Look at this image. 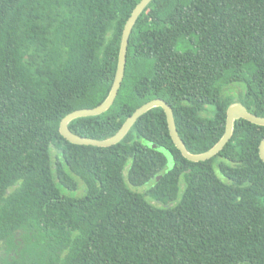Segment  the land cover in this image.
Listing matches in <instances>:
<instances>
[{
  "label": "trees",
  "instance_id": "1",
  "mask_svg": "<svg viewBox=\"0 0 264 264\" xmlns=\"http://www.w3.org/2000/svg\"><path fill=\"white\" fill-rule=\"evenodd\" d=\"M138 1L0 0V264H264V125L235 119L199 161L160 106L110 146L59 133L107 96ZM156 97L192 153L232 102L264 116V0H150L114 101L68 128L107 138Z\"/></svg>",
  "mask_w": 264,
  "mask_h": 264
},
{
  "label": "water",
  "instance_id": "2",
  "mask_svg": "<svg viewBox=\"0 0 264 264\" xmlns=\"http://www.w3.org/2000/svg\"><path fill=\"white\" fill-rule=\"evenodd\" d=\"M149 1L150 0H139L132 9L129 17L127 18L124 24L118 51L116 70L107 96L96 106L77 108L65 114L59 122V133L72 143L95 146H110L122 139V137L131 127V125L140 115H142L144 112H146L152 107L160 106L165 113L168 131L175 146L179 149V151L185 158L192 161H199L211 158L213 155H215L222 149L224 144L229 140L232 135L233 122L235 119L244 118L255 124L264 125V116H259L252 112H249L240 101H234L229 104L226 108L225 128L221 137L207 150L198 153H192L186 149L182 139L180 138L177 132L171 106L163 98L156 97L144 102L143 104L135 108L134 111L126 117L119 129L113 135L107 138L96 139L92 137L78 135L68 128V123L72 119L82 116L100 114L106 109H108L114 101L124 75L129 34L137 16L140 14V12L143 10V8L147 5ZM153 144L156 145L155 143ZM156 146L157 148H160L158 145ZM163 151L165 152V150ZM258 154L261 160L264 162V137L261 139L258 145Z\"/></svg>",
  "mask_w": 264,
  "mask_h": 264
},
{
  "label": "rangeland",
  "instance_id": "3",
  "mask_svg": "<svg viewBox=\"0 0 264 264\" xmlns=\"http://www.w3.org/2000/svg\"><path fill=\"white\" fill-rule=\"evenodd\" d=\"M145 144H147L148 146L153 147L155 149L157 148V146L154 145L153 143H150V142L145 141ZM165 153H167V152L165 151ZM167 155H169V154H167ZM168 164H171V161L170 160H169ZM75 195H77L76 192H75Z\"/></svg>",
  "mask_w": 264,
  "mask_h": 264
}]
</instances>
